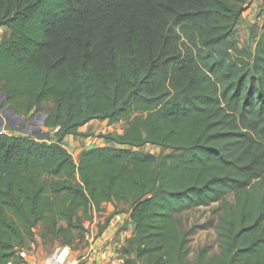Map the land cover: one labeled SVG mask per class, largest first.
I'll return each mask as SVG.
<instances>
[{
	"label": "trees",
	"instance_id": "trees-1",
	"mask_svg": "<svg viewBox=\"0 0 264 264\" xmlns=\"http://www.w3.org/2000/svg\"><path fill=\"white\" fill-rule=\"evenodd\" d=\"M248 1L0 0L3 101L19 116L51 102L55 131L0 134V264H25L37 227L76 250L118 204L125 264H192L175 216L214 203L219 253L195 264H264V24L253 51L235 39ZM92 121L125 129L75 161L62 141Z\"/></svg>",
	"mask_w": 264,
	"mask_h": 264
},
{
	"label": "rangeland",
	"instance_id": "rangeland-1",
	"mask_svg": "<svg viewBox=\"0 0 264 264\" xmlns=\"http://www.w3.org/2000/svg\"><path fill=\"white\" fill-rule=\"evenodd\" d=\"M264 24V0H249L246 5V10L243 13L241 19L239 20L235 39L238 41L241 47H247L251 51L254 49V41L261 33V28ZM9 31L6 28H0V40L4 35H7ZM8 106H4V101L0 99V116L4 118V114L7 112ZM53 109V104L48 102L44 110L40 115H47ZM19 116V115H18ZM24 119V123L21 124V119L14 117L13 113L8 114V118L11 122L4 124V128L1 131L3 134H7L15 137H32L39 141L36 137L39 133H50L53 135L55 131L47 130L43 127L42 120L37 113L31 112L27 115L20 116ZM27 129V133H22L20 129ZM125 129V123L121 122L115 125H110L107 121H92L82 127L80 132L88 137H67L62 141V145L67 149V151L72 155L76 161L81 152L89 150L92 148H99L104 146L116 147L113 144H107L105 140L99 138L101 135L111 134L117 137L123 134ZM48 137L44 138V142H47ZM145 153H150L156 157H160L169 154L171 151H164L159 147L145 146L141 149ZM226 202L231 206H234L235 199L232 193H229L226 198ZM126 206L118 204L114 206H106L104 215H93L90 222L84 223L85 232L83 235H79L75 242V249L79 253L74 254L73 248L71 253V259L77 261L78 255L81 258L85 257L87 250H89L91 244H93L102 235V231L105 228L106 217L115 213V211L125 210ZM119 216L122 213L118 214ZM223 216V210L221 203L211 204L209 207L195 208L185 212L176 214V223L183 233L187 234V247L189 251L188 258L195 264L199 251L202 249L206 252V257L216 256L219 253L218 249V225L219 220ZM121 216L118 220L119 222L114 223L112 229L106 232L105 238L107 241L104 245L108 248L110 254L111 263L116 262V264H125V257L119 250L125 246L126 240L132 236V230L129 226V222ZM114 220V219H113ZM125 221V222H124ZM123 223V224H122ZM35 233V243L29 246L32 250L36 247L37 243H40L44 252L50 257L55 249V242H52L50 238L41 239V234L43 229L37 227L34 230ZM105 233V232H104ZM39 244V245H40ZM25 249V250H29ZM37 249L34 250L36 252ZM46 257V255H44ZM48 257V258H49ZM47 258V259H48ZM46 260V259H45ZM44 260V261H45Z\"/></svg>",
	"mask_w": 264,
	"mask_h": 264
},
{
	"label": "crops",
	"instance_id": "crops-1",
	"mask_svg": "<svg viewBox=\"0 0 264 264\" xmlns=\"http://www.w3.org/2000/svg\"><path fill=\"white\" fill-rule=\"evenodd\" d=\"M106 206H103V208L105 209ZM105 211V210H104ZM104 211L100 212V213H94L95 215H104ZM124 218H126L125 220H127L129 222V226L131 227L132 232L134 231V226L131 223V221L129 220L128 214L127 213H122V215ZM118 215V213H112V215H109V217H106L104 220H106L107 218L109 219L108 223H106L105 228L102 231V235L99 237L98 240H96L93 244H91L89 250H87V254L85 255V257L81 258V256L78 255V259H77V263L78 264H116V262H110V254L107 251L108 248H105L104 245L105 242L107 241V239L105 238V234L107 231H109L110 229H112L113 224L112 222L116 223L119 222V218L121 217ZM114 219V220H113ZM125 222V221H124ZM123 224V223H122ZM105 232V233H104ZM37 243L36 247L32 246L33 249L32 250H24L21 251V255L25 260V264H43L44 260L47 259L49 256L47 255V252H44L42 249L41 244ZM59 245V243L55 242V247ZM37 249L36 252H34V250ZM74 254H78V252L76 250H73ZM44 255H46V257H44ZM72 260V259H71ZM76 263V261H75Z\"/></svg>",
	"mask_w": 264,
	"mask_h": 264
},
{
	"label": "built area",
	"instance_id": "built-area-1",
	"mask_svg": "<svg viewBox=\"0 0 264 264\" xmlns=\"http://www.w3.org/2000/svg\"><path fill=\"white\" fill-rule=\"evenodd\" d=\"M4 128V127H3ZM0 130V134H3ZM72 249L69 246L57 245L53 251V254L46 259L43 264H78L77 261L71 260Z\"/></svg>",
	"mask_w": 264,
	"mask_h": 264
},
{
	"label": "water",
	"instance_id": "water-1",
	"mask_svg": "<svg viewBox=\"0 0 264 264\" xmlns=\"http://www.w3.org/2000/svg\"><path fill=\"white\" fill-rule=\"evenodd\" d=\"M4 97H5V95H4L3 93H0V99L4 100ZM4 106L7 107V104L4 103ZM9 113H12V112H11V110H10L9 108H7V112H6V114L8 115ZM37 116H40V118H41L42 120H44L45 117H46V115H40V113L37 114ZM14 117H17L18 119H21V117L18 116V115H16V114H14ZM23 123H24V119H21V124H23ZM4 124H5L4 121H3V120H0V130L3 128ZM42 125H43V122H42ZM20 130H21L22 133H27V129H26V128H25V129H20ZM36 137H37L40 141H42V140H44V138H46V137H49V138H50V137H52V136H51L50 133H39V134L36 135Z\"/></svg>",
	"mask_w": 264,
	"mask_h": 264
},
{
	"label": "flooded vegetation",
	"instance_id": "flooded-vegetation-1",
	"mask_svg": "<svg viewBox=\"0 0 264 264\" xmlns=\"http://www.w3.org/2000/svg\"><path fill=\"white\" fill-rule=\"evenodd\" d=\"M4 118L0 116V120H3L6 124L11 122V119L8 118V115L5 113Z\"/></svg>",
	"mask_w": 264,
	"mask_h": 264
}]
</instances>
